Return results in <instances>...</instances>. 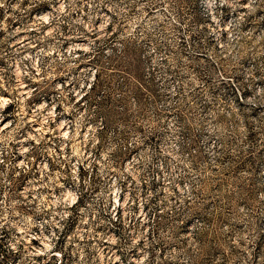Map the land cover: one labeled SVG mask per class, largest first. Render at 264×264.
<instances>
[{
    "label": "rangeland",
    "instance_id": "obj_1",
    "mask_svg": "<svg viewBox=\"0 0 264 264\" xmlns=\"http://www.w3.org/2000/svg\"><path fill=\"white\" fill-rule=\"evenodd\" d=\"M0 264H264V0H0Z\"/></svg>",
    "mask_w": 264,
    "mask_h": 264
}]
</instances>
